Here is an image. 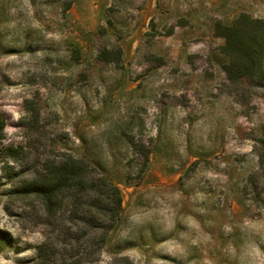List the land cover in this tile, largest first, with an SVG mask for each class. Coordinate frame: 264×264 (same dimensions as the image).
Instances as JSON below:
<instances>
[{
    "label": "rangeland",
    "instance_id": "obj_1",
    "mask_svg": "<svg viewBox=\"0 0 264 264\" xmlns=\"http://www.w3.org/2000/svg\"><path fill=\"white\" fill-rule=\"evenodd\" d=\"M242 12L264 0H0V153H24L0 154V264L50 233L11 190L62 152L122 191L97 264H264V88L228 84L215 33Z\"/></svg>",
    "mask_w": 264,
    "mask_h": 264
},
{
    "label": "trees",
    "instance_id": "obj_2",
    "mask_svg": "<svg viewBox=\"0 0 264 264\" xmlns=\"http://www.w3.org/2000/svg\"><path fill=\"white\" fill-rule=\"evenodd\" d=\"M215 33L225 40L220 50L229 59L222 65L228 84L237 90L264 88V18L242 12L231 24L217 22ZM5 138L6 118L0 111V144ZM130 143L147 164L150 151L133 139ZM255 148L263 164L264 138L257 139ZM0 154L7 170L10 162L20 160L24 153L20 145L12 144ZM11 193L29 206H41L52 227L36 246L32 264H97L123 210L120 187L70 152L47 157L32 177L21 179Z\"/></svg>",
    "mask_w": 264,
    "mask_h": 264
}]
</instances>
